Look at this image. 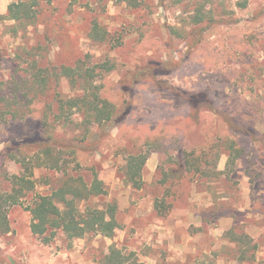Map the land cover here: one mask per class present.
I'll return each mask as SVG.
<instances>
[{
    "label": "rangeland",
    "instance_id": "374dc122",
    "mask_svg": "<svg viewBox=\"0 0 264 264\" xmlns=\"http://www.w3.org/2000/svg\"><path fill=\"white\" fill-rule=\"evenodd\" d=\"M13 1L18 0H0V94L6 99L12 98L15 84L18 93L25 92L38 70L46 74L61 64L73 65L78 57L88 66L118 60L123 69L107 78L118 86L130 68L149 60L175 69L169 77L139 74L126 92L114 89L127 106L110 129L98 130L87 143L100 147L87 151L88 161L96 164L107 188L90 205L101 209L115 203L119 229L114 236L90 234L68 241L58 232L49 244L33 236L26 209L31 196L48 193L60 177L35 169V192L9 210L11 229L0 235V264H104L111 246L130 257L129 263L264 264L263 159L248 174L246 163L230 161L225 138L217 140L223 114L238 134H264V0H171L166 8L159 0H139L135 8L109 0H39V22L26 29L2 18ZM212 2L220 12L229 6L234 18L212 26L210 34L202 32V41L188 47L182 37L192 31L190 11L194 4L208 8ZM95 22L106 31V41L91 37ZM52 81L45 121L58 136L70 138L79 131L81 116L73 114L71 127L56 121L59 99L66 101L80 90L63 77ZM202 94L208 103L197 98ZM13 116H0V191L22 173L19 163L3 159L4 151L12 140L38 133L35 118ZM162 129L175 142L168 150L143 143ZM208 144L213 147L203 175L186 173L174 180L163 173L176 167L177 147L198 151ZM139 154L148 159L142 188L136 190L123 182L121 169L129 155ZM213 167L221 172L218 178L210 175ZM79 174L91 179L86 163ZM230 230L248 236L249 245L231 242Z\"/></svg>",
    "mask_w": 264,
    "mask_h": 264
},
{
    "label": "trees",
    "instance_id": "16d2710c",
    "mask_svg": "<svg viewBox=\"0 0 264 264\" xmlns=\"http://www.w3.org/2000/svg\"><path fill=\"white\" fill-rule=\"evenodd\" d=\"M116 3L126 4L130 7H138L139 0H109ZM162 7L166 8L165 2L171 0H159ZM178 1V0H177ZM39 0H18L7 6L5 15L2 18L20 24L24 29L39 22L40 4ZM193 7V5H192ZM245 4L241 6L244 8ZM41 8V7H40ZM194 8V9H193ZM190 11L188 24L191 32H188L182 39L188 47L203 39L202 32L211 33L214 25H222L234 18V12L229 6L224 11H219L215 3H210L208 8L201 4H194ZM42 13V12H41ZM227 19V20H226ZM185 21V20H184ZM212 27V28H211ZM96 22L93 24L91 37L100 42L106 41V31ZM70 48H64V51ZM174 64L162 63L149 60L145 65L132 67L118 85L108 81V76L114 70L123 69L124 65L118 60L113 63L110 60L86 65L81 57L76 58L73 65L61 64L58 68H52L46 74L38 70L27 83L25 92L18 93V84L11 89V99L0 94V116L6 113L14 114V118L36 119L38 133L31 138L18 142L11 141L10 146L3 153V159L13 160L22 166V173L14 175L9 186L0 191V235L10 232V221L8 213L10 208L22 204V200L35 192L36 181L34 179L35 169H45L52 173L60 174L57 185L48 193L33 194L31 196L27 211L31 215L30 232L33 236L49 244L58 232H61L66 240L72 241L82 239L90 234L101 235L105 238H112L119 229L116 219V205L114 202L106 204L103 208H96L90 205L91 201L107 194L106 185L99 175L96 164L88 161V150L96 151L91 138L96 136L98 130H107L115 123L123 107L127 106L125 100H120L113 94L114 89L126 92L139 74H155L169 77ZM170 68V69H169ZM128 70V69H127ZM161 71V72H158ZM66 78L73 87L80 90V94L66 101L59 99V114L56 121H63L64 126L71 127L74 124L73 114L81 116L79 124H76L78 132L72 137L58 136L51 131L50 124L46 123V109L49 108V92L53 78ZM204 103H208L204 94L198 95ZM5 102L4 106L1 103ZM8 104V109L5 105ZM6 110V112H5ZM223 120L219 126L220 134L217 140L225 145L224 150L228 152L230 161L241 160L247 164V173H253L251 166H255L263 159L264 165V134L256 137L253 131L246 133L236 132L235 127L230 124L228 118L223 114ZM3 121V120H2ZM75 127V128H76ZM93 128H96L93 131ZM104 129V130H103ZM167 130H160L158 135H148L144 142L153 146L157 151L168 150L175 142L168 140L165 136ZM221 142V143H222ZM260 145V149L255 146ZM213 145L208 144L198 151L185 150L177 147V154L174 156L173 164L176 167L163 168V173L174 180H180L186 173L204 174L207 157ZM90 156V155H89ZM148 159L147 154L129 155L121 169V177L126 185L133 189L142 188V173ZM89 162V163H88ZM81 163H86L91 172V179L79 174ZM74 165V166H72ZM221 172L213 167L211 176L218 178ZM84 205V206H83ZM170 206V205H168ZM157 207V206H156ZM159 211V208H156ZM229 240L237 244L248 246V236L242 233L228 232ZM255 249V245L251 246ZM246 249L242 253H248ZM132 256V254H131ZM251 254L248 259H253ZM130 258V257H129ZM121 250L111 246L105 257L104 264H141L134 261L129 263Z\"/></svg>",
    "mask_w": 264,
    "mask_h": 264
},
{
    "label": "crops",
    "instance_id": "0c3cea01",
    "mask_svg": "<svg viewBox=\"0 0 264 264\" xmlns=\"http://www.w3.org/2000/svg\"><path fill=\"white\" fill-rule=\"evenodd\" d=\"M84 238H85V237H84ZM82 239H83V238H82ZM75 240H76V239H75ZM140 263H141V262H140ZM142 263H143V262H142ZM142 263H141V264H142ZM151 264H153V262H152Z\"/></svg>",
    "mask_w": 264,
    "mask_h": 264
}]
</instances>
